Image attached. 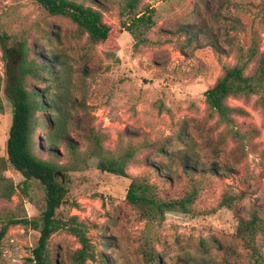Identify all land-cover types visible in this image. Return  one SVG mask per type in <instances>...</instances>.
Here are the masks:
<instances>
[{
	"label": "rangeland",
	"instance_id": "obj_1",
	"mask_svg": "<svg viewBox=\"0 0 264 264\" xmlns=\"http://www.w3.org/2000/svg\"><path fill=\"white\" fill-rule=\"evenodd\" d=\"M85 5L112 27L110 43L92 44L76 23L48 15L37 0H0L7 47L17 53L25 41L29 60L52 62L41 80L26 81L48 107L42 112L47 124L35 135V154L60 167L78 157L87 161L86 169L64 180L58 176L68 190L58 216H77L94 249L95 259L86 264H153L154 256L160 264H264V228L253 244L239 234L241 220L257 216L264 225V107L257 96L230 98L228 105L245 114L236 113L228 126L205 102V92L252 40L264 54V0H142L137 12L153 11L154 24L133 32L125 27L126 0ZM237 20L240 30L232 28ZM256 66L252 62L246 74ZM0 79V185L12 181L17 187L10 200L0 196L1 228L9 217L38 220L45 192L35 180L23 192L25 178L6 163L13 113L1 47ZM91 129L108 155L135 152L128 178L100 171L98 159L87 156ZM187 163L192 171L185 170ZM133 178L152 185L163 201L188 200L187 210L142 218L127 201ZM39 237V231L11 226L0 264H32ZM80 248L66 231L49 243L57 264H77L73 256Z\"/></svg>",
	"mask_w": 264,
	"mask_h": 264
},
{
	"label": "trees",
	"instance_id": "obj_2",
	"mask_svg": "<svg viewBox=\"0 0 264 264\" xmlns=\"http://www.w3.org/2000/svg\"><path fill=\"white\" fill-rule=\"evenodd\" d=\"M87 1L96 3V0H37L48 15L65 17L76 23L80 30L88 35L92 44L110 43L112 27L103 22L102 13L99 10L85 5ZM141 2L142 0H126L130 22L125 27L131 32L137 26L148 29L154 24L153 11H148L147 8L143 12H137ZM241 26L242 24L237 20L236 25L232 28L240 30ZM9 39L7 34L0 32V47L3 52V60L6 63L5 96L12 106L13 113L6 146V163L25 178L24 187H22L23 192H27V182L31 180L41 184L45 192V208L38 220L14 217L2 219L0 249L8 229L11 226L21 225L40 232L38 244L32 251L30 262L32 264H57L51 256L49 243L54 234L59 231H66L75 237L81 245V248L74 253V260L77 264H86L87 261L95 259L94 249L87 236L86 225L79 221L77 216L67 218L58 216V211L67 203L68 196L67 186L64 181H58V176L64 180L67 173L86 169L88 167L87 161L78 157L75 158L72 165L60 167L35 154V135L38 129L47 124L42 112L48 107L41 95L27 89L26 81L29 77L41 80L42 72L50 69L52 62L39 58L29 60L26 42L22 41L18 44L16 53L14 49L7 47ZM212 46L217 48L215 44ZM256 61L255 71L252 75H247L246 71L249 65ZM252 96H257L259 104L264 107V54L260 53L257 39L252 40V45L240 55L237 64L233 67H226L223 76L205 92V102L210 113L216 115L220 123L231 126L234 123L233 116L236 113L245 114V112L228 105L227 101L230 98H250ZM52 128L51 130L54 129ZM88 131L87 139L90 146L87 156L98 159V169L102 172L128 178L127 169L135 162V152L127 150L119 157H112L103 148V139L99 133L94 129ZM59 140L61 138L57 137L54 141ZM67 143L75 149L73 142L68 141ZM185 170L192 171L190 163L186 164ZM16 190L17 187L14 183L9 181L0 185V196L10 200ZM127 201L140 211L142 218L151 220L163 219L166 213L174 212L177 209L185 211L188 202V200L163 201L154 192L152 185L139 178L132 179ZM225 203L229 207L231 199L227 198ZM263 228L264 225L258 217L254 216L249 221L241 220L239 234L243 239L253 244L258 232ZM151 257L153 256L151 255ZM150 263L160 264L161 262L158 257L154 256Z\"/></svg>",
	"mask_w": 264,
	"mask_h": 264
}]
</instances>
